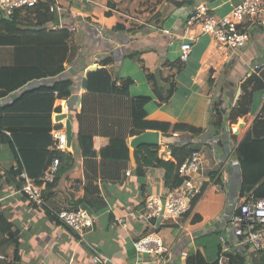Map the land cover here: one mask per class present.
<instances>
[{
	"label": "crops",
	"instance_id": "0c3cea01",
	"mask_svg": "<svg viewBox=\"0 0 264 264\" xmlns=\"http://www.w3.org/2000/svg\"><path fill=\"white\" fill-rule=\"evenodd\" d=\"M241 1H43L48 3L52 16L45 28L67 31L70 28L71 43L78 46L79 54L72 62H65L55 70L23 80L11 89H0V106L11 103L25 89L51 86L55 81H72V92L67 99L71 110V145L66 153L70 159L67 166L62 161L58 167L54 185L43 189L48 205L54 210L83 208L89 211L77 201L82 198L85 185L94 181L88 175L104 167L99 160L109 148L110 138L100 134V128L95 129L98 134L88 137L91 153L86 159L96 164L86 165L77 147L76 115L80 112L82 95L86 91L81 88V78L86 77L87 68L95 66L98 70L101 61L107 58L112 60L108 69L120 78L133 81L129 86L131 97H150L145 105L147 119L169 124L165 136L157 130V146L174 144L184 147L187 151L185 159L191 150L199 152L203 170L194 182L200 191L191 198V208L177 219H143L141 212L146 199L152 195L163 198L168 187L163 168L147 167L141 176L135 173V149L130 147L134 136L129 137V160L122 179L119 182H93L105 206L96 213L89 211L94 220L83 241L18 192L16 178L5 174L16 159L9 145L4 144L0 153V214L10 226L13 237L9 241V234L1 236L6 243L2 246L5 255L2 264H67L71 260L90 263L91 246L110 260L106 264H159L147 255L132 253V243L148 233H155L162 239L167 251L163 264H185L187 258L197 252L202 253L207 263L215 261L221 242L231 243L233 240L230 221L238 204L243 197L255 196L253 191L244 196L240 194L242 178L236 148L255 120L260 107L255 99L260 91L252 95L249 113L239 117L235 123L229 122L228 113L241 94L242 82L251 75L253 63L264 61V31L258 26L245 24L249 34L247 44L232 51L209 35L201 34L196 27L185 29V22L190 9L199 3L206 4L212 13L222 17ZM26 10L21 9L19 19L26 17ZM0 15L7 17L1 9ZM189 36H194V39L190 40ZM184 42L191 43V52L183 62L178 54ZM15 55L13 48L0 47V65L11 63ZM18 58L21 59V55ZM178 62H182L180 70L174 66ZM142 66L155 74L157 83L167 87V83L173 82L175 90L168 102H157ZM165 78L169 81L165 82ZM59 104L60 101L56 100L54 106ZM218 110H222L223 115L219 116ZM94 121L96 125L100 121L104 125L99 115ZM178 123L202 128L204 132L200 135L179 132L178 137H172V127ZM263 126L259 125L257 129ZM168 160L175 162L171 152ZM195 198L197 200L193 204ZM119 217L125 226L116 223ZM213 236L217 241L211 247L207 239ZM259 253L262 252L247 250V256L242 258L244 264H252V258Z\"/></svg>",
	"mask_w": 264,
	"mask_h": 264
},
{
	"label": "trees",
	"instance_id": "16d2710c",
	"mask_svg": "<svg viewBox=\"0 0 264 264\" xmlns=\"http://www.w3.org/2000/svg\"><path fill=\"white\" fill-rule=\"evenodd\" d=\"M20 12L21 9L15 10L11 17L0 15V47L13 48L16 53L11 63L0 65V89H11L23 80L55 70L65 62H72L79 54L78 46L71 43L72 34L69 31L45 28L46 22L52 17L47 2L40 1L35 7L27 9L24 19L18 18ZM20 55L21 59L18 58ZM111 62L110 58L104 59L98 70L86 73V91L82 95L80 112L76 115V138L77 147L81 156L85 158L86 165L96 164L95 161L86 159L91 153L88 137L98 134L95 129L100 128L99 133L110 138L109 148L101 154L99 160L104 167L99 171H92L93 173L89 175L86 167L85 173L93 177L94 181L119 182L129 160L127 139L147 130H159L165 136L169 124L147 119L145 105L150 101V97L144 95L131 97L129 86L133 81L129 78H120L108 69L107 66ZM181 63L178 62L174 66L180 70ZM142 69L145 70L146 79L157 102H168L175 90L173 82L167 83L165 87L157 83L155 74L143 66ZM165 80L169 81L167 78ZM71 87L72 81L64 80L55 81L51 86L28 88L21 91L11 103L0 106V153L1 146L8 144L19 166L17 171L11 167L5 174L16 178L23 169L36 184H40L39 176L54 157H58L67 166L70 159L67 153L50 152L48 147L51 144L50 131L53 127L51 113L54 103L59 99H68L72 92ZM263 87L262 80L255 74H251L242 82L241 94L228 113L230 123H235L239 117L249 113L252 95ZM54 91L56 93H53ZM97 115L102 117L104 125L101 121L96 125L94 119ZM218 115H223V111L218 110ZM259 125H264V120L256 116L250 129L237 144L236 153L240 160L242 178L241 196L253 191L256 197H264V180L261 182L264 178V126L257 129ZM172 130L178 134L182 132L192 135L204 132L202 128L180 123L175 124ZM167 146L175 162L159 158V146H140L134 150L133 156L136 163L135 173L138 176H141L147 167L163 168L165 183L171 188L181 184L177 168L185 159L187 151L184 147L174 144ZM58 173L57 171L53 182L48 186L54 185ZM94 181L91 180L85 185L83 196L78 199L77 204L84 205L90 212L96 213L104 208L105 201L99 195L98 188L94 186ZM197 198L193 200V204ZM3 234H9V241L13 237L10 226L0 214V252L4 255L2 246L4 247L6 243L1 238ZM229 256L231 258L229 264H244L240 251L230 250ZM252 262L264 264V253L254 256ZM185 264L218 263L216 261L207 263L202 253L197 252L196 255L189 256Z\"/></svg>",
	"mask_w": 264,
	"mask_h": 264
},
{
	"label": "built area",
	"instance_id": "2783aa9c",
	"mask_svg": "<svg viewBox=\"0 0 264 264\" xmlns=\"http://www.w3.org/2000/svg\"><path fill=\"white\" fill-rule=\"evenodd\" d=\"M40 1L48 0H0V9L5 16L11 17L17 9H31ZM258 26L264 31V0H242L234 6L225 16L217 17L212 13L206 4L199 3L193 6L187 16L185 29L196 27L201 34H207L217 43L232 51L242 49L246 46L249 34L244 27L245 24ZM70 31V28H68ZM190 40L194 36H189ZM191 52V43L184 42L180 46V61H186ZM251 74L258 76L264 84V61L255 62L252 65ZM256 96V103L260 105L256 116L264 118V87ZM53 93H56L55 91ZM59 106L52 110V129L50 131L51 144L48 147L50 152H68L70 144L67 143L66 120L70 121V107L67 99H59ZM63 114L62 119H55L57 115ZM71 123V121H70ZM172 137H178L173 132ZM158 153L164 160L170 159V150L167 146H160ZM62 161L54 157L47 165L36 184L25 172L21 170L16 176L20 184L18 192L34 203L37 209L50 216L55 217L67 230L71 231L80 240L85 239L86 231L93 225V217L83 208L76 210H54L43 197L44 187L51 184ZM203 160L197 150H191L186 159L178 166L177 176L181 184L176 187H168L166 195L161 198L156 195L149 196L144 204L141 216L146 221L177 219L183 216L190 208L191 198L199 193L195 185V178L202 175ZM15 171L19 169L17 163L13 165ZM119 226H125L122 217L116 218ZM230 228L233 235L231 243L221 242V249L215 261L218 264H229L231 248L240 251L242 258L246 257V251L264 253V197L248 196L243 197L238 204L237 212L233 214L230 221ZM90 263L69 261L67 264H106L110 260L98 253L92 246ZM166 250L162 239L155 233H148L136 239L132 243V253L139 256L147 255L159 264L165 263ZM182 255H186L182 252ZM5 256L0 252V264ZM154 261V262H155ZM140 264H145L141 263Z\"/></svg>",
	"mask_w": 264,
	"mask_h": 264
},
{
	"label": "water",
	"instance_id": "95a60500",
	"mask_svg": "<svg viewBox=\"0 0 264 264\" xmlns=\"http://www.w3.org/2000/svg\"><path fill=\"white\" fill-rule=\"evenodd\" d=\"M96 70V67H89L87 68L88 71H94ZM86 77L81 78V88L86 89ZM64 117L63 114L57 115L55 119H62ZM65 128H66V136H67V143H71V123L69 120H66L65 122ZM159 140V132L157 130H147L142 134H139L137 136H134L130 141V147L133 149H137L140 146H157ZM86 208V207H85ZM234 250V248H232Z\"/></svg>",
	"mask_w": 264,
	"mask_h": 264
},
{
	"label": "rangeland",
	"instance_id": "374dc122",
	"mask_svg": "<svg viewBox=\"0 0 264 264\" xmlns=\"http://www.w3.org/2000/svg\"><path fill=\"white\" fill-rule=\"evenodd\" d=\"M178 57H180V54H178ZM230 236L233 238V235L231 233V230H230ZM215 241H217V237L216 236H213V237H208L207 239V242L209 243V246L213 247L215 245ZM212 242V243H210Z\"/></svg>",
	"mask_w": 264,
	"mask_h": 264
}]
</instances>
